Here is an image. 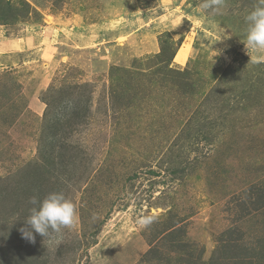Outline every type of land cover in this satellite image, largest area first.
I'll return each instance as SVG.
<instances>
[{
  "label": "rangeland",
  "instance_id": "1",
  "mask_svg": "<svg viewBox=\"0 0 264 264\" xmlns=\"http://www.w3.org/2000/svg\"><path fill=\"white\" fill-rule=\"evenodd\" d=\"M200 3L0 0V264H264L257 0ZM53 191L78 220L29 242V198Z\"/></svg>",
  "mask_w": 264,
  "mask_h": 264
},
{
  "label": "clouds",
  "instance_id": "2",
  "mask_svg": "<svg viewBox=\"0 0 264 264\" xmlns=\"http://www.w3.org/2000/svg\"><path fill=\"white\" fill-rule=\"evenodd\" d=\"M224 3L225 0H201L199 7L204 11L218 13ZM245 22L247 28L243 43L250 54V61L264 62V0H257L253 9L245 16ZM29 204L31 207L24 218L25 225L19 231L22 238L32 243L35 242L33 233L49 241L55 239L59 243L62 231L74 227L78 220L76 205L63 191L50 192L42 199L33 195L29 198ZM156 220L155 214L142 213L137 217L136 224L141 228H148Z\"/></svg>",
  "mask_w": 264,
  "mask_h": 264
},
{
  "label": "trees",
  "instance_id": "3",
  "mask_svg": "<svg viewBox=\"0 0 264 264\" xmlns=\"http://www.w3.org/2000/svg\"><path fill=\"white\" fill-rule=\"evenodd\" d=\"M46 129H48V125ZM56 141H58V138H56V134L54 132L51 133L50 131L45 137L43 136L40 139V145L38 148V159L35 163H33V166H31L32 172L34 171V168L35 169L41 168V170L43 171H45L46 169L48 170L52 169L50 167V165L53 162L51 155L53 153V147L55 146ZM37 163H41V165H38Z\"/></svg>",
  "mask_w": 264,
  "mask_h": 264
},
{
  "label": "bare ground",
  "instance_id": "4",
  "mask_svg": "<svg viewBox=\"0 0 264 264\" xmlns=\"http://www.w3.org/2000/svg\"><path fill=\"white\" fill-rule=\"evenodd\" d=\"M183 47H186V45H183ZM185 52L183 50H180L177 55L175 56V60L180 63L183 64L185 62Z\"/></svg>",
  "mask_w": 264,
  "mask_h": 264
}]
</instances>
